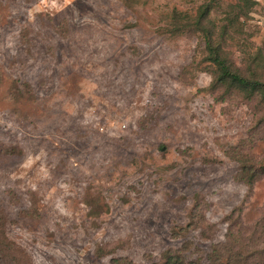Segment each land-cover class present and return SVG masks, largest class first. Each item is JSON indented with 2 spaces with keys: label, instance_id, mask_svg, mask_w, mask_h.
<instances>
[{
  "label": "rangeland",
  "instance_id": "374dc122",
  "mask_svg": "<svg viewBox=\"0 0 264 264\" xmlns=\"http://www.w3.org/2000/svg\"><path fill=\"white\" fill-rule=\"evenodd\" d=\"M206 1L264 82V0H0V264H264V91L167 30Z\"/></svg>",
  "mask_w": 264,
  "mask_h": 264
},
{
  "label": "trees",
  "instance_id": "16d2710c",
  "mask_svg": "<svg viewBox=\"0 0 264 264\" xmlns=\"http://www.w3.org/2000/svg\"><path fill=\"white\" fill-rule=\"evenodd\" d=\"M212 8L213 5L209 3V1L204 2L201 6H199V13L197 16H194L190 11H178L175 9V14L167 17L169 19L167 30L173 32V29L183 30L186 27H191L201 32L200 36H202L205 41V48L208 51L209 61L211 62V65H217L219 74L215 75L214 83L218 85H225L231 90L244 91L247 96H252L256 91H260L261 89L264 91V82L257 78V75H244L238 69H235L233 64L222 54L224 50L223 42L225 36L229 35V29L233 28L239 14L237 16H225L223 18L227 21L220 27L221 39H219L215 36V34H218L217 30L219 29V26L213 20V16H211ZM238 9L241 11L242 8L238 7ZM231 11L234 12V10ZM257 58L264 60L262 52L259 53L256 59ZM228 260L231 261L230 259ZM235 261L241 262L242 260L238 259ZM113 263L134 264L132 261H128L121 256L116 257L113 260ZM161 264H186V262L180 252H168Z\"/></svg>",
  "mask_w": 264,
  "mask_h": 264
}]
</instances>
